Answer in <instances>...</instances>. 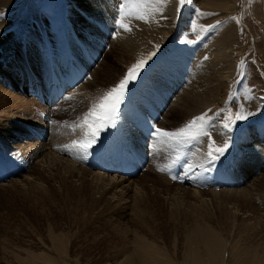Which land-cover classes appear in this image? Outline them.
Segmentation results:
<instances>
[{"label":"rangeland","instance_id":"374dc122","mask_svg":"<svg viewBox=\"0 0 264 264\" xmlns=\"http://www.w3.org/2000/svg\"><path fill=\"white\" fill-rule=\"evenodd\" d=\"M205 113L191 143L151 135ZM2 165L0 264H184L196 224L264 264V0H0Z\"/></svg>","mask_w":264,"mask_h":264},{"label":"bare ground","instance_id":"6f19581e","mask_svg":"<svg viewBox=\"0 0 264 264\" xmlns=\"http://www.w3.org/2000/svg\"><path fill=\"white\" fill-rule=\"evenodd\" d=\"M22 78H23L22 80H24L25 76L22 75ZM69 80H72V79H69ZM222 80H223V78L220 76V79H219L220 82L216 81L214 83L215 84H217V83L222 84L223 83ZM25 82L26 83H24V85H22V88L25 87V85H27L26 88H28V89L32 88L33 91H34V88H35V90L37 91V94H39L38 97L42 98V94H41L42 92L40 91L41 88H40V83L39 82L31 83V82H27V80H25ZM208 82H209V79H208ZM28 86H30V87H28ZM213 86L210 89H208V90H212L214 88ZM54 89H56V87H54L53 90ZM221 89H222L221 86H215L213 91H215L216 95L219 96V95H221ZM208 90L203 91V94L204 95L207 94L208 92H206V91H208ZM56 92H57V90H56ZM60 93H61V91H59L58 95ZM215 93L213 95H215ZM81 100L84 101L83 99H81ZM64 137H65V135H64ZM57 141L60 142L59 145H58L59 148L60 147L62 148L65 144H67V141L64 138H62V137H59ZM12 157H14V156H12ZM12 171H14V170L12 169ZM85 171H87V170H85ZM7 173L8 172L4 168V165H2L0 167V179L3 178L5 175H7ZM56 175L52 174V176H50V177L51 178L52 177L55 178ZM92 175H93V173H92ZM41 181H43V180H41ZM91 182L94 184V189L97 190V191H100L103 195L106 194V189H107L108 185H110V186H114L115 185L114 182L110 183V180L104 179L100 174L93 175L91 177ZM13 184H15V183L13 182ZM13 184H12V186H13ZM140 201H143V200L140 199ZM210 227L206 226V225H203V224H196L194 226V228L192 230H190V234H188V237H187L188 249H187V253H186V259L184 260V264H225L226 260L222 256V255H224L223 254L224 248H223V243H222L223 241H222L220 235L216 231H213ZM64 242L65 241L63 239H59L58 240V245L60 246L62 251L65 249V245L63 244ZM46 260H48V259H46ZM233 261H235L236 264H257L255 262V260L252 258V256H251V259H249L248 261H246L244 263H238L236 260H233ZM49 264H50V260H49ZM232 264H234V262Z\"/></svg>","mask_w":264,"mask_h":264},{"label":"snow or ice","instance_id":"6c2138e0","mask_svg":"<svg viewBox=\"0 0 264 264\" xmlns=\"http://www.w3.org/2000/svg\"><path fill=\"white\" fill-rule=\"evenodd\" d=\"M183 2L184 0H181V3ZM145 63V61H140L128 70V74L124 77V79L120 81L118 88H114L112 92H110L108 96L105 97L106 101L111 99L112 103H104L100 105V108L103 110L102 113H97L96 111H93L91 113L93 117H96L99 121H101V124L89 125L90 135L93 137V141L82 143L80 147L83 151H88L100 131H103L106 127L114 126L116 113L119 111V105L122 103L120 93H127V91L129 90L128 85L138 79L137 70L140 69L142 71L141 65ZM206 115L207 114L205 113L200 116L194 117L187 125L179 128L174 132L166 131L161 128H154L151 135H162L163 137H167L176 142L191 143L193 140L199 139L200 136L207 135V133L203 129L211 122L213 117L208 116L207 119H205ZM239 119H245V117L240 116ZM197 121L201 122L198 127L196 126ZM227 126L228 125L226 124L225 127ZM73 143L75 144L76 142L74 141ZM225 147H227V145ZM209 148L211 149V145H209ZM223 152L224 149H216L215 152L209 150V163L211 164L218 160Z\"/></svg>","mask_w":264,"mask_h":264}]
</instances>
